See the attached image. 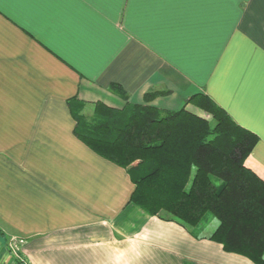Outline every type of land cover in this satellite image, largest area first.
<instances>
[{"label":"crops","instance_id":"crops-1","mask_svg":"<svg viewBox=\"0 0 264 264\" xmlns=\"http://www.w3.org/2000/svg\"><path fill=\"white\" fill-rule=\"evenodd\" d=\"M198 93L257 135L264 181V0H0V264H255L129 202L73 134L72 97L200 113Z\"/></svg>","mask_w":264,"mask_h":264},{"label":"trees","instance_id":"trees-1","mask_svg":"<svg viewBox=\"0 0 264 264\" xmlns=\"http://www.w3.org/2000/svg\"><path fill=\"white\" fill-rule=\"evenodd\" d=\"M110 89L126 99L118 85ZM159 93L147 91L144 101ZM189 99L200 113L128 101H95L88 112L76 97L67 104L74 136L129 174V202L264 264V181L244 164L258 137L205 94Z\"/></svg>","mask_w":264,"mask_h":264}]
</instances>
